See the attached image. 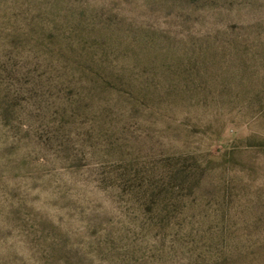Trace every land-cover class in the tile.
Listing matches in <instances>:
<instances>
[{"label":"rangeland","instance_id":"obj_1","mask_svg":"<svg viewBox=\"0 0 264 264\" xmlns=\"http://www.w3.org/2000/svg\"><path fill=\"white\" fill-rule=\"evenodd\" d=\"M150 4L259 25L127 55ZM0 264H264V0H0Z\"/></svg>","mask_w":264,"mask_h":264},{"label":"trees","instance_id":"obj_2","mask_svg":"<svg viewBox=\"0 0 264 264\" xmlns=\"http://www.w3.org/2000/svg\"><path fill=\"white\" fill-rule=\"evenodd\" d=\"M197 1V0H195ZM201 3L204 0H199ZM134 9L115 8L106 12L108 17L101 23L105 29H112L113 35L120 34L122 51L128 54L143 53L151 49L152 42L178 37L196 39L227 38L232 34H241L239 29L246 26L257 30L256 20L233 13L231 7L199 6L182 4L179 7L134 5ZM133 14L135 18H133ZM165 17V21L160 17ZM245 20V21H244ZM239 28V29H238ZM238 31V32H237ZM129 42V43H128ZM153 47V46H152ZM137 57V62H143ZM144 63V62H143Z\"/></svg>","mask_w":264,"mask_h":264}]
</instances>
